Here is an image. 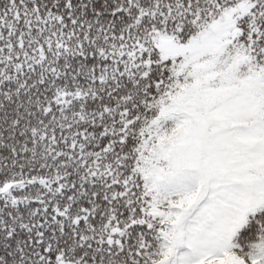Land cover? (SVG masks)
<instances>
[{
	"label": "snow or ice",
	"instance_id": "1",
	"mask_svg": "<svg viewBox=\"0 0 264 264\" xmlns=\"http://www.w3.org/2000/svg\"><path fill=\"white\" fill-rule=\"evenodd\" d=\"M0 264H264V0H0Z\"/></svg>",
	"mask_w": 264,
	"mask_h": 264
}]
</instances>
